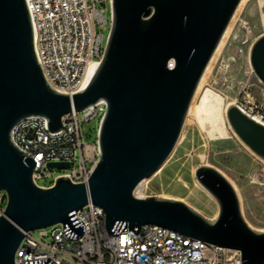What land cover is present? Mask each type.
<instances>
[{
  "label": "water",
  "instance_id": "1",
  "mask_svg": "<svg viewBox=\"0 0 264 264\" xmlns=\"http://www.w3.org/2000/svg\"><path fill=\"white\" fill-rule=\"evenodd\" d=\"M240 1L112 0L113 21L99 68L83 91L69 95L44 78L27 0H0V192L7 196L0 215V264H15L26 232L62 223L66 237H82L85 226L76 211L88 203L103 209L111 235L129 230L137 235L140 227L155 225L237 250L241 264H264V232L247 225L236 190L215 168L201 166L195 173L218 203L213 222L183 202L134 195L176 147L198 84ZM249 59L264 85V34ZM100 100L106 102L98 131L101 161L89 180L73 184L61 177L52 187H37L36 162L13 144L12 128L27 117L44 116L48 130L57 132L64 115ZM227 120L264 161V124L237 105L229 107ZM48 167L63 170L69 164ZM21 264L55 263L45 258Z\"/></svg>",
  "mask_w": 264,
  "mask_h": 264
},
{
  "label": "built area",
  "instance_id": "2",
  "mask_svg": "<svg viewBox=\"0 0 264 264\" xmlns=\"http://www.w3.org/2000/svg\"><path fill=\"white\" fill-rule=\"evenodd\" d=\"M33 21L35 54L44 78L52 88L64 94L80 92L87 66L100 64L105 40L113 21L112 0H27ZM107 12L109 16H107ZM109 26L108 34L104 33ZM81 113V117H80ZM106 114V102L97 103L62 117V129L48 130V119L30 116L12 128L11 140L22 154L32 158V179L37 187H52L61 177L73 184L89 180L101 161L98 135L88 143L82 134V122L98 120L97 131ZM263 120V117H260ZM263 122V121H262ZM263 124V123H262ZM64 162L69 168L50 169L49 163ZM53 171L58 175L53 176ZM49 187L39 181L52 179ZM7 196L0 192V215ZM85 231L79 239H69L63 224L51 226L50 242L47 232H26L16 254L15 264L49 258L55 264H241V253L220 248L201 240L155 225L140 227L111 235L106 230L105 213L97 205L88 203L76 211ZM133 230H138L135 228Z\"/></svg>",
  "mask_w": 264,
  "mask_h": 264
},
{
  "label": "rangeland",
  "instance_id": "3",
  "mask_svg": "<svg viewBox=\"0 0 264 264\" xmlns=\"http://www.w3.org/2000/svg\"><path fill=\"white\" fill-rule=\"evenodd\" d=\"M108 31L109 26H106L104 33L107 35ZM263 34L264 0H250L214 67L210 86L234 99L245 112L263 117L264 122V85L255 75L249 59L253 43ZM97 127L98 120L82 122V134L88 143L95 142ZM205 165L218 170L235 187L245 222L252 230L263 233L264 161L237 136L209 141L188 120H185L179 144L163 168L145 179L143 195L183 202L211 222L217 218L219 206L200 188L195 175L196 169ZM58 174L53 171L52 177ZM52 181L53 178L42 179L39 184L49 187ZM44 230L48 236L45 241L50 242L52 227ZM39 232L33 233L37 240H41Z\"/></svg>",
  "mask_w": 264,
  "mask_h": 264
},
{
  "label": "bare ground",
  "instance_id": "4",
  "mask_svg": "<svg viewBox=\"0 0 264 264\" xmlns=\"http://www.w3.org/2000/svg\"><path fill=\"white\" fill-rule=\"evenodd\" d=\"M249 2L250 0L240 1L232 19L230 20L216 50L214 51L202 75V78L198 84V87L196 89V92L194 94L186 116V120L195 125L206 136L207 140L209 141L225 140L232 136H237L227 120V110L229 109V107L236 105L235 100L212 88L210 84L213 79L214 67L217 61L222 56L226 46L228 45V42L232 38L233 32L239 21L241 12L245 9ZM98 68L99 64L95 63H90L87 66L86 74L84 76L80 92L83 91L89 85L94 75L96 74ZM245 113L252 117L255 121L264 124V122L260 120L259 116H254L247 112ZM179 142L180 138L176 145H178ZM163 166L157 172H159L163 168ZM205 166L210 167L209 165ZM145 181L146 180L140 182L134 190V195L138 198H146V196L143 195V192L146 188L144 187ZM198 184L200 188L208 195V197H210L211 199H213V201L217 203L214 197L200 184L199 181ZM214 220H212L211 222H213Z\"/></svg>",
  "mask_w": 264,
  "mask_h": 264
}]
</instances>
